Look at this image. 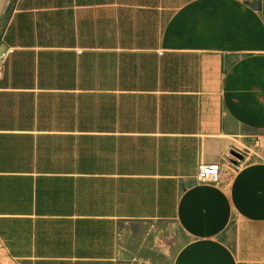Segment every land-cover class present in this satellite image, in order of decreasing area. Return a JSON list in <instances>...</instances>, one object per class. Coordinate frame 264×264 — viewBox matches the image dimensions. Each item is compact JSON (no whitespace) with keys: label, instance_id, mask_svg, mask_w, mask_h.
<instances>
[{"label":"crops","instance_id":"1","mask_svg":"<svg viewBox=\"0 0 264 264\" xmlns=\"http://www.w3.org/2000/svg\"><path fill=\"white\" fill-rule=\"evenodd\" d=\"M0 45V264H264V0H11Z\"/></svg>","mask_w":264,"mask_h":264},{"label":"built area","instance_id":"2","mask_svg":"<svg viewBox=\"0 0 264 264\" xmlns=\"http://www.w3.org/2000/svg\"><path fill=\"white\" fill-rule=\"evenodd\" d=\"M13 51L12 48H3L0 52V77L3 71V64L8 55ZM221 176V163H202L198 165V171L196 175V180L198 182H208V183H217L220 180Z\"/></svg>","mask_w":264,"mask_h":264},{"label":"water","instance_id":"3","mask_svg":"<svg viewBox=\"0 0 264 264\" xmlns=\"http://www.w3.org/2000/svg\"><path fill=\"white\" fill-rule=\"evenodd\" d=\"M8 3V0H0V19H1V16L3 14V12L5 11V8H6V5ZM4 46L3 45H0V52L3 50ZM230 154L235 158V160H233V162L235 163L237 159H242V154L238 151H235V150H231L230 151Z\"/></svg>","mask_w":264,"mask_h":264},{"label":"rangeland","instance_id":"4","mask_svg":"<svg viewBox=\"0 0 264 264\" xmlns=\"http://www.w3.org/2000/svg\"><path fill=\"white\" fill-rule=\"evenodd\" d=\"M10 3H11V0H8V3H7L6 8H5V11L8 9Z\"/></svg>","mask_w":264,"mask_h":264}]
</instances>
